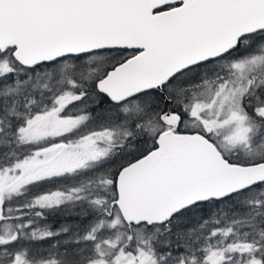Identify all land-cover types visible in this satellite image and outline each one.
Segmentation results:
<instances>
[{
  "label": "snow or ice",
  "instance_id": "obj_1",
  "mask_svg": "<svg viewBox=\"0 0 264 264\" xmlns=\"http://www.w3.org/2000/svg\"><path fill=\"white\" fill-rule=\"evenodd\" d=\"M0 264H264V0H0Z\"/></svg>",
  "mask_w": 264,
  "mask_h": 264
},
{
  "label": "trees",
  "instance_id": "obj_2",
  "mask_svg": "<svg viewBox=\"0 0 264 264\" xmlns=\"http://www.w3.org/2000/svg\"><path fill=\"white\" fill-rule=\"evenodd\" d=\"M49 223H56L57 226H59V223H63V217L60 216L59 214L53 215L49 218L48 220ZM47 245H42V247H46Z\"/></svg>",
  "mask_w": 264,
  "mask_h": 264
}]
</instances>
